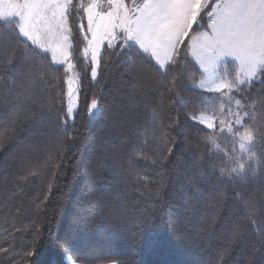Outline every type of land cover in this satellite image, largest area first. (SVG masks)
Segmentation results:
<instances>
[{"label":"trees","instance_id":"obj_1","mask_svg":"<svg viewBox=\"0 0 264 264\" xmlns=\"http://www.w3.org/2000/svg\"><path fill=\"white\" fill-rule=\"evenodd\" d=\"M9 28L0 21V37ZM8 43L0 39V264H20L28 251L23 264H68L66 245L77 264H264V173L221 175L223 153L203 147L202 126L185 117L201 90L185 83L173 96L125 57L108 59L97 83L85 61L74 69L83 91L65 131L47 107L59 88L38 76L23 87ZM33 62L47 68L51 56L24 58ZM51 67L50 79L63 75ZM244 87L241 95L264 97L259 80ZM86 98L98 100L92 115ZM249 110L248 122L264 128V107Z\"/></svg>","mask_w":264,"mask_h":264},{"label":"snow or ice","instance_id":"obj_2","mask_svg":"<svg viewBox=\"0 0 264 264\" xmlns=\"http://www.w3.org/2000/svg\"><path fill=\"white\" fill-rule=\"evenodd\" d=\"M77 18L73 27L70 22ZM0 21L10 25L0 39L9 42L8 64L13 69L21 64L23 87L30 91L27 82L38 76L40 84L59 88L47 107L58 114L65 131L69 121L75 122L83 91L74 69L86 61L91 80L98 83L108 59L125 57L133 70L151 69L156 83L173 96L185 83L201 90L202 103L185 117L202 126L203 147L223 153L221 175L243 179L255 174L258 165L264 173V128L248 122L256 119L249 109L264 107V97L254 101L241 95L244 86L264 83V0H0ZM48 53L47 68L24 63L26 57L43 54L46 59ZM189 54L196 67L186 59ZM53 64L63 67V75L50 79ZM86 103L88 112L98 106L96 98H86ZM221 138L230 139V145L219 143ZM257 141L259 152L253 150ZM242 229L238 226L237 236ZM62 251L68 264H77L80 257L70 246ZM0 252L8 255L2 245ZM33 256L28 251L20 264Z\"/></svg>","mask_w":264,"mask_h":264},{"label":"rangeland","instance_id":"obj_3","mask_svg":"<svg viewBox=\"0 0 264 264\" xmlns=\"http://www.w3.org/2000/svg\"><path fill=\"white\" fill-rule=\"evenodd\" d=\"M50 54V53H49ZM50 56H51V54H50ZM192 56V55H191ZM193 59H194V57H192ZM195 60V59H194ZM230 62H232L231 61V59L230 58H228L227 59V61H226V63L229 65L230 64ZM229 66H231V65H229ZM218 68H219V70H223V68H224V65H220V66H218ZM75 71V70H74ZM76 72V71H75ZM95 111V109L94 110H92L91 112H89L90 113V115H92V113Z\"/></svg>","mask_w":264,"mask_h":264}]
</instances>
